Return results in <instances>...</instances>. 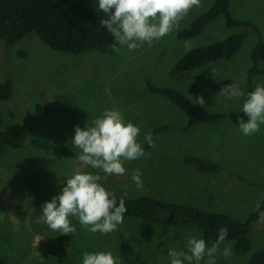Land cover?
I'll list each match as a JSON object with an SVG mask.
<instances>
[{
  "label": "rangeland",
  "instance_id": "obj_1",
  "mask_svg": "<svg viewBox=\"0 0 264 264\" xmlns=\"http://www.w3.org/2000/svg\"><path fill=\"white\" fill-rule=\"evenodd\" d=\"M79 1L99 22L107 18L97 10L98 0ZM212 1L201 0L179 28ZM229 12L241 23L228 26L219 16L191 38L178 39L174 30L153 46L144 44L134 51L117 45L118 53L110 48L106 53L88 50L72 55L52 50L33 33L9 45L0 41V81H12L11 96L0 101L1 126L18 122L30 128L21 147L7 148L0 155V264H82L83 252L97 251H110L119 264H170L168 249L182 248L191 236L202 239L191 225L145 224L127 217L117 231L92 234L70 217L76 233L62 241L59 232L37 222L42 205L62 191L66 179L77 172L98 171L80 167L79 150L71 140L76 126L84 129L105 110L120 111L126 123L140 128L138 141L146 153L124 163L125 175L102 180L108 191L222 211L236 220L264 201V125L245 136L227 117L241 110L248 86L264 85V63H257L258 73L249 70L250 50L258 39L264 40V0H230ZM238 33L243 34L242 43L230 57L190 71L174 68L187 49ZM225 79L245 96L227 100L220 90L210 88ZM150 86L175 88L200 108L222 112L224 117L183 129L185 115ZM197 96L206 107L196 103ZM35 104L46 110V116ZM146 133L152 135L154 148L144 142ZM185 155L215 162L226 174L199 173L182 163ZM134 169L142 173V190L131 179ZM247 237L250 247L244 254L235 253L232 241L225 240L220 251L231 247L232 255L225 258L218 253L216 264H245L250 254L264 249V224L258 218ZM55 249H63V257L54 255Z\"/></svg>",
  "mask_w": 264,
  "mask_h": 264
},
{
  "label": "clouds",
  "instance_id": "obj_2",
  "mask_svg": "<svg viewBox=\"0 0 264 264\" xmlns=\"http://www.w3.org/2000/svg\"><path fill=\"white\" fill-rule=\"evenodd\" d=\"M201 0H98V11L106 14L100 24L113 37L111 48L119 52L120 47L129 51L149 47L178 30L180 22L194 7H200ZM119 45L120 47H118ZM187 47V45H186ZM220 95L227 100L244 97L235 85L220 89ZM196 103L206 107L205 100L197 96ZM241 111L247 119L238 121V131L250 136L264 125V85H257L247 93ZM141 130L131 122H125L118 110H105L92 124L81 129L75 127L71 144L79 150L76 156L81 168L90 167L96 172H77L66 179L62 191L45 202L38 217V223L46 224L61 236L76 233L71 223L74 217L78 223L92 234L108 235L117 231L123 223L127 211L124 196L117 199L101 181L109 176H123L127 169L125 162L140 159L146 155L138 141ZM144 142L155 147L150 133L144 135ZM100 173H103L101 175ZM142 173L134 169L131 175L137 189H143ZM256 208H260L259 202ZM258 221L264 224V211H259ZM227 237V228L218 230L217 239L209 247L204 239L191 236L182 248H170L167 255L170 264H216L219 253L225 258L232 255L231 247L221 244ZM82 264H119L110 251L83 252Z\"/></svg>",
  "mask_w": 264,
  "mask_h": 264
},
{
  "label": "trees",
  "instance_id": "obj_3",
  "mask_svg": "<svg viewBox=\"0 0 264 264\" xmlns=\"http://www.w3.org/2000/svg\"><path fill=\"white\" fill-rule=\"evenodd\" d=\"M230 0H213L208 8L196 15L187 25L179 28L175 36L178 39L191 38L197 35L206 24L222 16L225 24L230 26L241 22L233 18L229 12ZM28 33L35 34L38 39L55 51L76 55L88 50L106 53L114 43L111 34L101 26L93 10L79 0H0V41L9 45ZM243 34H232L214 42L187 49L174 62L178 71H190L202 67L209 62L228 58L241 46ZM252 62L251 72H260L258 62L264 63V40L258 39L249 53ZM230 84L229 79L216 81L210 88L219 91ZM150 90L163 96L186 117L183 129L197 124H213L219 122L224 113L208 111L195 105L183 92L172 87L150 86ZM254 90L248 86L247 92ZM12 93V81L5 78L0 81V101L7 100ZM35 109L46 116V110L38 104ZM227 117L232 123L244 116L242 111L230 112ZM30 134V128L11 122L1 126L0 115V155L7 148H19ZM182 163L189 168L204 174L224 176V168L212 161L195 155H185ZM122 194L115 195L117 204ZM127 211L123 217L140 219L143 223L163 225H191L196 227L207 245H211L218 236V230L227 228L225 240H231L233 250L244 254L249 250L247 237L252 221L258 218L259 211H264V201L260 208L249 213L244 219L236 220L226 212L210 211L185 203H177L150 195L124 196ZM58 240L66 241L68 236H58ZM54 255L63 257V249L52 251ZM245 264H264V249L249 255Z\"/></svg>",
  "mask_w": 264,
  "mask_h": 264
}]
</instances>
